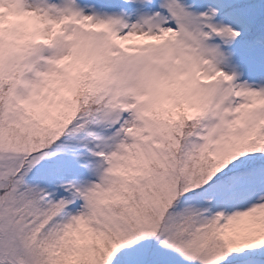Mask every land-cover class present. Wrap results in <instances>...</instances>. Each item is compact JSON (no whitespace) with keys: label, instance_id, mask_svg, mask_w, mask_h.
Wrapping results in <instances>:
<instances>
[{"label":"snow or ice","instance_id":"6c2138e0","mask_svg":"<svg viewBox=\"0 0 264 264\" xmlns=\"http://www.w3.org/2000/svg\"><path fill=\"white\" fill-rule=\"evenodd\" d=\"M4 4L0 264H264V0Z\"/></svg>","mask_w":264,"mask_h":264},{"label":"rangeland","instance_id":"374dc122","mask_svg":"<svg viewBox=\"0 0 264 264\" xmlns=\"http://www.w3.org/2000/svg\"><path fill=\"white\" fill-rule=\"evenodd\" d=\"M33 2L34 0H28L29 4ZM55 53H56L55 49L46 48L43 50V55L45 56V58H50L51 56L55 55ZM48 67H50V65H48L45 61H41L40 65L37 66L36 71H45L47 70ZM27 78L29 79L35 78V72L28 73Z\"/></svg>","mask_w":264,"mask_h":264},{"label":"clouds","instance_id":"9594fccd","mask_svg":"<svg viewBox=\"0 0 264 264\" xmlns=\"http://www.w3.org/2000/svg\"><path fill=\"white\" fill-rule=\"evenodd\" d=\"M12 7H13L12 5H8V4L0 5V13H7L10 11Z\"/></svg>","mask_w":264,"mask_h":264}]
</instances>
